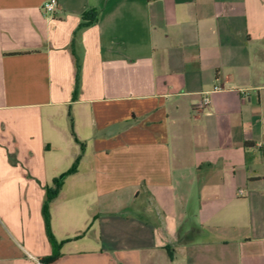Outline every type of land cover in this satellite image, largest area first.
Segmentation results:
<instances>
[{
    "label": "crops",
    "instance_id": "crops-1",
    "mask_svg": "<svg viewBox=\"0 0 264 264\" xmlns=\"http://www.w3.org/2000/svg\"><path fill=\"white\" fill-rule=\"evenodd\" d=\"M46 1L0 0V264L77 158L47 264H264V0Z\"/></svg>",
    "mask_w": 264,
    "mask_h": 264
},
{
    "label": "trees",
    "instance_id": "trees-1",
    "mask_svg": "<svg viewBox=\"0 0 264 264\" xmlns=\"http://www.w3.org/2000/svg\"><path fill=\"white\" fill-rule=\"evenodd\" d=\"M81 20L82 21H81L80 25L78 26V29L91 26L97 20V13L90 12V13L84 14V15H82ZM78 76H79V66L77 65L76 88H77ZM75 93H76V89L74 92V97H75ZM77 164H78V158L75 160L72 167L65 174L61 175L59 178H57L53 181L52 189H49L46 191V199H45L44 204H43L42 212H43L47 237H48L49 243H50L52 249L55 251V253L48 261H44L43 264H47L48 262L54 260L58 256V252H57L58 244L55 242V240H54V238L50 232V229H49L48 205L50 204V202L52 200H54L57 197V195L60 191V188L63 184L64 179L68 175L73 174L76 171Z\"/></svg>",
    "mask_w": 264,
    "mask_h": 264
},
{
    "label": "built area",
    "instance_id": "built-area-1",
    "mask_svg": "<svg viewBox=\"0 0 264 264\" xmlns=\"http://www.w3.org/2000/svg\"><path fill=\"white\" fill-rule=\"evenodd\" d=\"M42 10H43L45 15H48V16L53 15L54 13H56L58 11L57 0H47L43 5ZM220 90H222V88H220V87L214 88V91H220ZM209 104H210V100H209L207 93H206V94H204L203 98L201 99V101L198 103V105L195 107L194 110L197 112L203 113L204 110L209 106ZM239 193H241V192L239 191Z\"/></svg>",
    "mask_w": 264,
    "mask_h": 264
}]
</instances>
